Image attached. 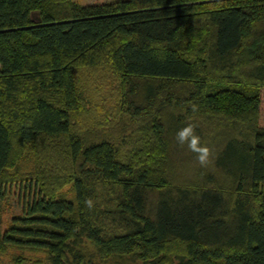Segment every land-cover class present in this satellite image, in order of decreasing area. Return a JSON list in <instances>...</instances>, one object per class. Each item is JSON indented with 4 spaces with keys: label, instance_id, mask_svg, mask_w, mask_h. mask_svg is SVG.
Wrapping results in <instances>:
<instances>
[{
    "label": "trees",
    "instance_id": "trees-1",
    "mask_svg": "<svg viewBox=\"0 0 264 264\" xmlns=\"http://www.w3.org/2000/svg\"><path fill=\"white\" fill-rule=\"evenodd\" d=\"M105 56L119 118L77 133V67ZM189 124L210 163L178 182L173 163L198 162L177 140ZM29 159L3 248L50 264H264V0H0V199Z\"/></svg>",
    "mask_w": 264,
    "mask_h": 264
},
{
    "label": "rangeland",
    "instance_id": "rangeland-1",
    "mask_svg": "<svg viewBox=\"0 0 264 264\" xmlns=\"http://www.w3.org/2000/svg\"><path fill=\"white\" fill-rule=\"evenodd\" d=\"M118 1L121 0H73L79 6ZM76 78L78 109L72 116L73 130L78 133L94 129L96 132L100 127L112 125L119 118L121 111V101L119 99L121 79L109 58L103 57L100 63L94 66H78ZM122 126L124 125L119 128L120 134L122 133ZM123 131L126 133L124 136L130 135V130L127 127L124 126ZM135 147L134 145L131 148L123 149V153L130 154ZM31 169L32 162L29 159L20 163L17 169L11 170L16 183L6 191L5 197L0 199V264H50L46 250L18 248L17 246H6L3 248L1 243V237L11 226L13 219L23 215L30 200L31 193H29L30 187L28 186L29 177L27 173H30ZM201 169L202 166L198 162L178 161L175 164L173 163L171 171L172 174H176L178 182H184L189 178L194 179L196 176L194 171ZM221 180L228 183L225 178ZM58 193L67 199L73 197L71 185L65 186ZM97 264H143V262H134L130 258H111L105 261L97 260Z\"/></svg>",
    "mask_w": 264,
    "mask_h": 264
},
{
    "label": "clouds",
    "instance_id": "clouds-1",
    "mask_svg": "<svg viewBox=\"0 0 264 264\" xmlns=\"http://www.w3.org/2000/svg\"><path fill=\"white\" fill-rule=\"evenodd\" d=\"M192 107L193 111L197 110L195 105ZM177 140L181 145L187 143L189 150L197 154L196 159L200 166L206 167L210 163L211 150L208 146L201 145L200 137L195 134L194 125L189 124L188 126L182 128L177 133ZM85 204L89 208L93 206L91 199L86 200Z\"/></svg>",
    "mask_w": 264,
    "mask_h": 264
}]
</instances>
